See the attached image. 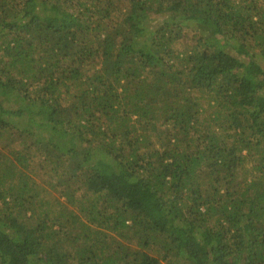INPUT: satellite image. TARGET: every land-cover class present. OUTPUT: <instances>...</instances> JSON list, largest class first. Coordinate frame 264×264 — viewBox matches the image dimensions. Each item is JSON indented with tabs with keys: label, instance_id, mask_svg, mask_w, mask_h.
Wrapping results in <instances>:
<instances>
[{
	"label": "trees",
	"instance_id": "1",
	"mask_svg": "<svg viewBox=\"0 0 264 264\" xmlns=\"http://www.w3.org/2000/svg\"><path fill=\"white\" fill-rule=\"evenodd\" d=\"M0 264H264V0H0Z\"/></svg>",
	"mask_w": 264,
	"mask_h": 264
}]
</instances>
